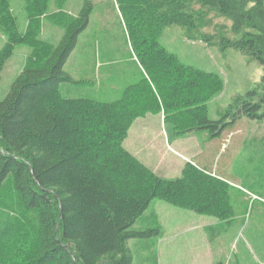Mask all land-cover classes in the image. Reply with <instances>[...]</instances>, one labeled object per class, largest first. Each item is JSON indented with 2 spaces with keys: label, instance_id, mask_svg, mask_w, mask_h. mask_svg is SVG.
Segmentation results:
<instances>
[{
  "label": "trees",
  "instance_id": "1",
  "mask_svg": "<svg viewBox=\"0 0 264 264\" xmlns=\"http://www.w3.org/2000/svg\"><path fill=\"white\" fill-rule=\"evenodd\" d=\"M117 1L145 77L114 101L65 98L59 88L75 82L64 65L89 24V0L75 19L51 15L63 29L56 43L37 37L34 20L24 37L12 39L30 46L35 58L0 100V264H133L128 240L156 234L132 229L153 200L233 218L227 182L190 162L180 177L161 178L123 141L133 121L149 113H162L176 136L218 130L223 122L209 119L206 102L222 91L221 75L183 63L159 36L172 24L191 32L212 14L231 23L234 38L221 35V49L245 52L264 69V0ZM8 2L0 0V28ZM47 3L24 0V9L33 18ZM9 54L0 56V76ZM258 87L264 89V74ZM256 92L240 109L252 120L264 117V97Z\"/></svg>",
  "mask_w": 264,
  "mask_h": 264
},
{
  "label": "rangeland",
  "instance_id": "2",
  "mask_svg": "<svg viewBox=\"0 0 264 264\" xmlns=\"http://www.w3.org/2000/svg\"><path fill=\"white\" fill-rule=\"evenodd\" d=\"M89 1L92 6L89 24L79 35L68 65L78 79L74 83L78 84L62 88L61 93L65 98L109 102L115 94L120 97L121 76L124 68L132 67L130 54L134 52L118 1ZM24 6V0H9V19L0 28V56L10 53L2 65L0 100L5 98L29 57L35 58L30 46L12 39L24 37L29 22L34 20L36 28L39 27L37 37L56 43L63 29L52 24L51 15L63 12L75 19L83 0H48L47 11L42 15L36 12L33 18ZM230 24L224 18L207 14L191 32L172 24L159 36L166 50L183 63L221 75L224 87L206 105L209 119L222 121L223 125L213 132L201 129L176 136L162 113L146 114L145 121L140 118L133 121L132 131L143 133L144 137L135 139L128 135L124 145L132 151L135 144L140 147L139 143L145 140L142 148L147 151L132 152L161 178L180 177V166L190 162L227 182L233 218L223 221L153 200L132 229H152L156 234L128 240L133 264H228L233 259L236 240L252 229H264V117L252 120L240 113L249 92L256 90L257 96L264 97V89L258 87L264 69L245 52L221 49L218 43L221 35L234 38L228 33ZM106 62L111 64L105 65ZM257 101L255 97L251 102ZM152 135L156 138L152 139ZM181 252H184L182 263Z\"/></svg>",
  "mask_w": 264,
  "mask_h": 264
},
{
  "label": "crops",
  "instance_id": "3",
  "mask_svg": "<svg viewBox=\"0 0 264 264\" xmlns=\"http://www.w3.org/2000/svg\"><path fill=\"white\" fill-rule=\"evenodd\" d=\"M73 52H74V50H73ZM73 52L71 53V55L73 54ZM71 55L68 57L65 65H64V70H65V72L67 74H69L71 76V78L74 81H76L78 79L74 75L73 68L68 67ZM130 55H131L130 58H132L131 59L132 67L129 66V68H124V70H123V74L121 76V80H122L121 81V90H119V91H121L120 97H121L124 89L127 86H130L132 84H136V83H138L139 81H141L145 77V73H144L143 69L141 68L140 64L138 63L135 55L133 53H131ZM109 64H111V62H106L105 65H109ZM108 78H110V74L107 75V80H109ZM77 84L78 83H71V84L63 83V84H61L59 86V88H60V90L62 88L63 89H67L69 86L71 87L72 85H77ZM120 97H119V94L118 95L115 94L114 96H112L110 98H114V99H112V101H114V100H116V99H118ZM147 115H156V114H150L149 113ZM145 118H146L145 116L144 117H140L141 121H145L144 120ZM140 119L138 118V119H136V121L140 120ZM136 121H134V123ZM134 123L132 124V126H131V128L129 130V133H128L129 138L130 137L135 138V139H137L139 137H140V139H141V137L143 138L144 137L143 133L136 134L135 131L132 132L133 131V127H134ZM148 123L149 122H147L146 124H148ZM192 133H194V132H192ZM128 135H127V137H128ZM127 137H126V139H127ZM129 138H128V141H129ZM151 138L154 139L156 137L152 135ZM142 141L146 144L145 140H142ZM143 142L141 144L139 143L140 147H136V144L134 143L135 144V149H132V151H134L136 153H138L140 150H142V152L147 151V150H143V148H142V145H144ZM124 143H125V141L123 142V146L132 155H134L137 159H139L137 154H134L129 147L124 145ZM148 150H153V148H148ZM147 157H153V156H147ZM139 160L143 164H145L141 159H139ZM185 163H184V165H185ZM184 165L182 166V168L180 166V168H179V170H180L179 172L180 173H181ZM146 166L149 167L148 165H146ZM150 169H151V167H150ZM234 246H235L234 250L232 251V258L233 259L228 264H264V229L255 228V229H252V230L248 231L247 235H244L243 238L235 241V245ZM236 249H238L237 252H235ZM183 253L184 252L180 253L181 254V260H182L181 263L184 261L183 255H182Z\"/></svg>",
  "mask_w": 264,
  "mask_h": 264
}]
</instances>
